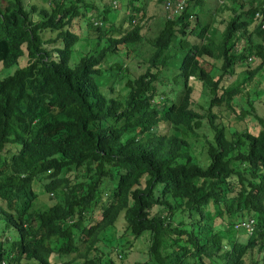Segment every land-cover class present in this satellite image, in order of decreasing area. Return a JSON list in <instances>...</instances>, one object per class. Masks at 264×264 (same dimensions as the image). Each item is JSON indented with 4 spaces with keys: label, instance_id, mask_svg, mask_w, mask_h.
<instances>
[{
    "label": "trees",
    "instance_id": "trees-1",
    "mask_svg": "<svg viewBox=\"0 0 264 264\" xmlns=\"http://www.w3.org/2000/svg\"><path fill=\"white\" fill-rule=\"evenodd\" d=\"M201 4L0 0V64L25 61L0 76V264H264V109L235 111L220 84L235 62L248 80L264 70V0H225L215 41ZM35 185L54 202L31 211Z\"/></svg>",
    "mask_w": 264,
    "mask_h": 264
},
{
    "label": "rangeland",
    "instance_id": "rangeland-1",
    "mask_svg": "<svg viewBox=\"0 0 264 264\" xmlns=\"http://www.w3.org/2000/svg\"><path fill=\"white\" fill-rule=\"evenodd\" d=\"M46 1L47 0H29L30 3H33L38 8L43 6ZM201 5L203 6L202 10H205V8L208 7L209 11L205 10L204 12H202L203 15H202V19H201L202 21L200 20V25H203L205 23H207L209 25V28L207 31V36L210 39L215 41L218 39L216 31L219 27L220 28L222 27V24L218 25V23L220 24V21H222V20H224V21L228 20L229 12L225 11V9L223 10V8H222L223 6H222V4H219L218 0H202ZM226 6H229V5L226 4ZM196 10H199V8L197 7ZM122 17H124V13L122 11H120L117 15V19L115 20L114 24L121 22L120 19H122ZM220 19H222V20H220ZM218 20H219V22H218ZM197 29H198V27H197ZM196 32H197V30H195L193 33H196ZM48 36H49V33L44 34V38H48ZM188 39L192 43H194V42L200 43L201 42V40L196 39L193 35L188 37ZM253 40L258 41L256 38H254ZM88 41L89 40H87L85 38L78 40V42L75 44V50H80L81 46H83L84 48L89 47ZM239 46H241L240 43H239ZM73 57H74V55H73ZM114 59H116L115 55L108 57L107 63H110ZM251 61H252V59L250 60V62ZM212 62L214 63V65L218 64V60H213ZM24 63H25L24 59L22 58V56H20L17 59V63L13 64L11 66L2 67L0 64V76L4 77V76L11 74L17 67L23 66ZM244 69H245L244 63L235 62L232 69L230 68L232 74L228 75L227 80L220 82V84L222 86H226L228 88H233V87L238 88V93L236 94V96L233 100V103L236 105L232 106L235 111L244 113V110L246 111V108L249 109L248 103L252 102L251 104L252 105L254 104L253 110L254 111L258 110V112L260 113L264 109V70L260 71L251 80H248L245 73H244ZM129 71H128V73H129ZM130 74L132 76L135 75V73H133V72ZM211 74H212V76L213 75L217 76L218 71L215 69H212ZM113 79H114V74L107 81L109 82ZM188 79H189L188 83L191 84L192 87H194V90L196 91V93L192 94V97H191L192 105L191 106L195 111H197L199 113H203L205 111V109L207 108V105H208V103H207L208 97L207 96H209V93L206 89L202 88L199 84H197L196 82H193L191 77H189ZM114 83L115 82L113 80L112 84H113L114 89L112 90L113 91L112 95H114V94L116 95L117 89H118L117 91L122 95L123 91H120L119 88L123 82H119V84H117V83L114 84ZM106 86H107V84H106ZM168 88L164 89L166 91L165 92L166 94L169 93ZM220 111L222 112V114H225V115L227 114V116H229L231 118H233V115L235 116L234 111L230 110L226 106L225 103H222L221 105H217L216 107H214V112L217 113ZM237 124H240V123L235 122L232 125L236 126ZM168 131H170V130H168ZM196 131L198 132L197 137L191 138V140L193 142L191 144V150L194 154L197 155V157L204 158L205 155H204V152L202 151L203 144H204V143H202V140H203L204 136H201V133L206 132V129L204 128V125H202ZM226 135H227V137L229 136L228 134H226ZM16 149H17V147H14L11 149V151L14 153L16 151ZM12 152H10V153H12ZM34 187L36 190L39 191V193H38L37 198L31 204V207H30L31 211L42 210L54 202L53 201L54 199L48 198L49 195H47L44 192H43L44 194H42L40 192V190L42 189L40 186L35 185ZM206 212L208 214H212L214 212V207L211 203H209L206 206ZM120 216H121V214L119 215V218H120ZM117 221H118V218H117ZM116 227H118V229L122 228L120 221H118V223L116 224ZM99 237L101 240H103L105 242H109L112 238H114V229L113 228L108 229L107 231L100 234ZM139 240H140V238H137L135 240L136 244L138 243V245L136 246V251H139V250L146 248V245H147V240L145 238H142L140 241Z\"/></svg>",
    "mask_w": 264,
    "mask_h": 264
},
{
    "label": "built area",
    "instance_id": "built-area-1",
    "mask_svg": "<svg viewBox=\"0 0 264 264\" xmlns=\"http://www.w3.org/2000/svg\"><path fill=\"white\" fill-rule=\"evenodd\" d=\"M183 1L184 0H165L164 10H167L168 14L172 13L175 15L182 8ZM261 15L259 11H256L254 13V18L259 27H264V18Z\"/></svg>",
    "mask_w": 264,
    "mask_h": 264
},
{
    "label": "clouds",
    "instance_id": "clouds-1",
    "mask_svg": "<svg viewBox=\"0 0 264 264\" xmlns=\"http://www.w3.org/2000/svg\"><path fill=\"white\" fill-rule=\"evenodd\" d=\"M218 2H219V4H225V0H218ZM223 6V5H222ZM264 6V5H263ZM262 14V13H261ZM254 21H255V24L257 25V23H256V19L254 18ZM237 49H239V46H238V48Z\"/></svg>",
    "mask_w": 264,
    "mask_h": 264
},
{
    "label": "crops",
    "instance_id": "crops-1",
    "mask_svg": "<svg viewBox=\"0 0 264 264\" xmlns=\"http://www.w3.org/2000/svg\"><path fill=\"white\" fill-rule=\"evenodd\" d=\"M224 6V5H223ZM217 32V31H216Z\"/></svg>",
    "mask_w": 264,
    "mask_h": 264
}]
</instances>
